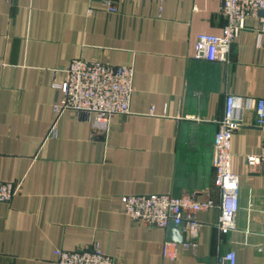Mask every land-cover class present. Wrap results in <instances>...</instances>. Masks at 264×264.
<instances>
[{"label":"crops","instance_id":"obj_1","mask_svg":"<svg viewBox=\"0 0 264 264\" xmlns=\"http://www.w3.org/2000/svg\"><path fill=\"white\" fill-rule=\"evenodd\" d=\"M223 0H0V181L17 194L0 202V264H57L55 250L97 243L116 264H264V146L253 109L231 136L238 176L235 227L217 228L213 142L227 96L264 98V35L257 17L226 61L193 56L199 33L220 34ZM133 69L129 112L105 130L88 114L57 112L73 59ZM52 130L53 133L51 132ZM196 193L195 248L165 249L167 227L131 219L124 195Z\"/></svg>","mask_w":264,"mask_h":264},{"label":"built area","instance_id":"obj_2","mask_svg":"<svg viewBox=\"0 0 264 264\" xmlns=\"http://www.w3.org/2000/svg\"><path fill=\"white\" fill-rule=\"evenodd\" d=\"M110 11H115L116 0H103ZM221 13L226 20L220 34L199 33L193 56L206 61H226L229 47L249 17H257L258 33L264 35V0H223ZM133 69L115 66L96 60L73 59L61 82L53 86L60 89L62 97L55 105L57 112L74 110L88 114L93 128L105 130L114 116L129 112ZM253 109L256 126L264 129V98L244 97L236 101L227 96L224 116L218 123L213 142L212 165L214 184L220 190V215L217 228L222 231L235 227L238 204V176L231 171L230 141L232 133L242 126V113ZM54 130L51 132L53 133ZM247 165H264V146L257 154L246 155ZM18 192L13 182L0 181V202L10 201ZM126 214L145 226L166 228L170 221L184 223L182 227L184 248H195L201 229L197 213L213 207V201H199L196 193L174 196L168 193L150 195H124L121 198ZM166 241L165 249L175 246ZM57 264H116L115 259L102 252L97 243L75 250H55ZM216 264H236V255L229 251L221 255Z\"/></svg>","mask_w":264,"mask_h":264},{"label":"water","instance_id":"obj_3","mask_svg":"<svg viewBox=\"0 0 264 264\" xmlns=\"http://www.w3.org/2000/svg\"><path fill=\"white\" fill-rule=\"evenodd\" d=\"M184 223L175 224L170 221L167 227L168 239L173 242H182L184 237L182 234V227Z\"/></svg>","mask_w":264,"mask_h":264}]
</instances>
